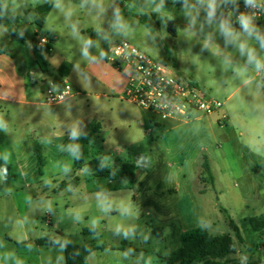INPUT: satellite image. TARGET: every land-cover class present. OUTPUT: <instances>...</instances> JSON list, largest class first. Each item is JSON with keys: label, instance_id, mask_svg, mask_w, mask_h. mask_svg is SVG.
Wrapping results in <instances>:
<instances>
[{"label": "rangeland", "instance_id": "obj_1", "mask_svg": "<svg viewBox=\"0 0 264 264\" xmlns=\"http://www.w3.org/2000/svg\"><path fill=\"white\" fill-rule=\"evenodd\" d=\"M47 4L51 9L44 13L39 7ZM0 5L22 19L18 38L0 24V49L14 52L21 68L23 35L53 40L57 57L75 66L71 78L54 79L78 91L74 79H86L81 74L86 53L108 61L110 48L125 40L223 104L200 119L170 122L126 102L109 107L105 98L95 97L99 89L85 88L86 95L75 93L68 104L38 100L10 109L2 119L7 131L0 130V264H65L62 247L35 246L45 236L103 247L88 264H165L180 247L181 234L193 228L229 235L235 264H264V233L252 231L249 223L264 214V171L244 158L245 149L264 158V22H232L220 13L218 0H0ZM33 85L42 95L40 76L28 85L29 93ZM69 104L72 120H104L102 133L78 158L81 169L72 149L83 126L58 114ZM223 113L226 123L219 120ZM34 145L43 156L40 171ZM204 155L213 184L202 183ZM96 157L137 163L135 179L89 176L85 168ZM74 176L77 187L59 190L61 181ZM85 228L99 235L85 236ZM25 241L35 245L22 252L17 243ZM121 246L130 251L114 250Z\"/></svg>", "mask_w": 264, "mask_h": 264}, {"label": "trees", "instance_id": "obj_2", "mask_svg": "<svg viewBox=\"0 0 264 264\" xmlns=\"http://www.w3.org/2000/svg\"><path fill=\"white\" fill-rule=\"evenodd\" d=\"M50 4L40 6L44 13L50 10ZM220 13L225 15V10L219 9ZM22 19L12 15L8 7L0 5V24L6 28V30L14 38L22 35L21 28ZM170 31L173 36H176V24L171 21L169 23ZM24 38V39H23ZM20 43L22 45V70L28 76L30 71L39 69L41 72H46L47 63L45 61V54H48L51 50L52 40L43 46H37L35 35H23ZM29 41V43L27 42ZM28 46H31V51H28ZM10 52V51H6ZM10 56L14 58L13 54ZM69 70V65L64 63L58 69V75L65 77ZM60 82L58 80L57 84ZM104 128V122L99 120H91L85 124V126L79 130L75 139L72 153L75 156V167L77 169L82 168V164L78 159L83 153L84 149L96 138L97 135L102 133ZM33 153L37 160L38 171L43 167V156L40 152V147L33 146ZM244 158L249 165H253L258 169L264 171V158L251 153L248 149L244 151ZM201 168L203 173L207 176V180L202 183L213 184L214 178L206 155L202 156ZM87 174L95 178H105L112 181H132L135 179L138 164L132 161H122L116 164H110L99 158H92L85 168ZM79 182L78 177L74 176L70 182L61 181L59 183V190L65 189L68 185L77 187ZM251 230L254 232L264 233V214L249 219ZM152 232L160 234L158 228H153ZM62 233H60L61 235ZM82 234L99 235V231L96 228H85L82 230ZM62 237V235H61ZM180 247L174 250L170 256L164 259L165 264H235L233 260H230V256L235 254V245L233 239L226 234L211 235L203 228H193L185 231L180 236ZM30 244L29 241L18 243L19 246L25 247ZM39 246H60L65 251V264H88V256L100 249L92 241H86L82 244H71L64 239H51L49 236L39 238L35 241ZM106 249V248H105ZM121 252H129V248L121 246L114 249ZM133 250V249H132Z\"/></svg>", "mask_w": 264, "mask_h": 264}, {"label": "built area", "instance_id": "obj_3", "mask_svg": "<svg viewBox=\"0 0 264 264\" xmlns=\"http://www.w3.org/2000/svg\"><path fill=\"white\" fill-rule=\"evenodd\" d=\"M225 17L242 23L245 18L264 22V1L237 2L227 5ZM43 47L49 40L41 37ZM108 62L127 77L121 99L158 116L161 120L200 119L218 112L222 103L207 98L193 80L175 74L168 66L153 60L129 42L123 40L110 48ZM76 91L67 82H48L42 93L46 105H56L74 96ZM224 117H222V120Z\"/></svg>", "mask_w": 264, "mask_h": 264}, {"label": "crops", "instance_id": "obj_4", "mask_svg": "<svg viewBox=\"0 0 264 264\" xmlns=\"http://www.w3.org/2000/svg\"><path fill=\"white\" fill-rule=\"evenodd\" d=\"M259 1H264V0H259ZM230 2L231 1L229 0H218L219 9L223 8L224 10V8ZM79 33H83V31H79ZM38 38L41 37L38 36L35 37L36 40ZM50 43H51V50L48 54H45L44 56L45 61L47 63L46 72H41L39 69H37L30 71L28 76H26L25 72L20 68L19 61L17 60V56L15 55L14 52L12 51L6 52L0 49V130L1 131L3 132L7 131V125L5 122H2V119L10 113L9 112L10 109L16 107L24 108L27 106H35L38 104V100L42 101L41 89H39V87H35V85H33V87L31 88L32 90L31 93L28 92V85L33 84V81H36V79L39 78V76L41 82H43L45 86L48 82H54L55 84H57V81L54 79L55 77L65 80L71 78L74 72V67H75L74 64L71 63L66 58H64V56L57 57L56 44L54 45L53 40ZM10 53L13 54L14 58L10 56ZM85 56H86V60L82 67L81 74H83L86 77V79L83 80L81 79L80 81L78 79H74L75 82L74 85H77L76 87H78L81 90H84L85 88L89 90L99 89L100 93L95 94V97L97 99L105 98L107 104L110 105L109 107L115 106V103L117 101L126 102L121 99V95L124 92L127 83V77L123 73L118 71L107 60H104L102 54L99 55L93 52L92 53L87 52ZM52 61H54L53 73H50L49 68ZM64 63H67L69 65V70L65 77L64 76L61 77L60 75H58V69ZM89 80L92 82H90ZM81 90L78 91L75 90L76 96L81 93L86 95V92L85 91L82 92ZM70 101L71 100L56 105H46L44 103L43 104L46 106H60L63 104H68L70 103ZM70 106L71 104L60 107V109L58 110V114L61 115L63 120L68 118V120H70V123H74V124L76 123L78 125L77 127H80L81 125L84 127L86 124V120L84 121L83 119L81 120L78 118H76L77 120L71 119L72 116L69 115L68 113V108ZM149 114L154 115L151 113ZM222 117H224L225 123L229 120V117H227V115H225L224 113L219 117V120ZM101 121L104 120L101 118ZM166 121L176 122L183 120L171 119ZM33 245L35 244L30 242L28 246L25 247H21L19 245L18 246L21 248L22 252H25L27 248H30ZM35 246L37 248L43 247L39 245H35ZM93 253L94 252H92L88 256V258H90ZM27 264H30L29 260H27Z\"/></svg>", "mask_w": 264, "mask_h": 264}, {"label": "water", "instance_id": "obj_5", "mask_svg": "<svg viewBox=\"0 0 264 264\" xmlns=\"http://www.w3.org/2000/svg\"><path fill=\"white\" fill-rule=\"evenodd\" d=\"M223 17H225V15L223 14Z\"/></svg>", "mask_w": 264, "mask_h": 264}]
</instances>
